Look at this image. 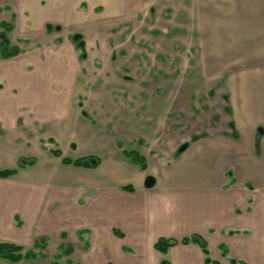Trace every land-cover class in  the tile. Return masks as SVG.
<instances>
[{
	"label": "crops",
	"instance_id": "obj_1",
	"mask_svg": "<svg viewBox=\"0 0 264 264\" xmlns=\"http://www.w3.org/2000/svg\"><path fill=\"white\" fill-rule=\"evenodd\" d=\"M52 1L70 3L73 11L83 9L75 26L97 25L85 10L120 14L144 3ZM16 3L22 15L32 6L27 0ZM116 3L120 9L114 8ZM245 6L242 9L254 10V2ZM2 22L12 26L7 38L17 53L7 59L0 55V170H15L0 178V243L21 246L23 251L33 244L35 250L45 251L48 242L56 240L59 252L60 247L72 249L64 255L74 264L77 255L82 256L80 264H160L162 259L170 264H204L197 244L180 243L197 235L208 253L218 246L222 257L214 260L218 264L230 260L237 264L225 245L232 247L233 255L254 247V264H264V138L256 145V135L263 137L264 127L255 133L248 117L249 126L243 127L242 101L232 103L237 140L229 137V130H218L174 150L169 144L165 149L161 133L159 143H148L144 129L136 127L140 120L132 112H140L136 109L140 104H132L130 97L111 101L109 109L93 108L92 100L72 97L77 62L82 61L72 38H81L80 34L72 31L62 39L58 21H36L31 16L20 19L19 25L16 19ZM245 25L253 28L254 21ZM20 30L35 48H18ZM260 98L254 107L264 126V98ZM243 102L250 108L249 99ZM249 111L245 110L247 116ZM59 143L64 152L57 149ZM180 148L184 149L178 152ZM56 149L64 157L78 152L79 157L99 158L100 164L94 169L64 165L52 155ZM131 150L145 158V170L123 154ZM20 159L33 163L20 168ZM105 167L114 172L106 173ZM148 176L154 179L150 188L144 187ZM160 238L178 243L162 255L154 249Z\"/></svg>",
	"mask_w": 264,
	"mask_h": 264
},
{
	"label": "rangeland",
	"instance_id": "obj_2",
	"mask_svg": "<svg viewBox=\"0 0 264 264\" xmlns=\"http://www.w3.org/2000/svg\"><path fill=\"white\" fill-rule=\"evenodd\" d=\"M27 1L32 6L22 15L16 0H0V22L16 19L19 25L20 19L27 21L31 16L36 21H58L62 39L72 31L80 34L85 51L82 61L77 62L72 97L92 100V107L101 109L112 108L111 101L130 97L132 104H140L136 109L141 111L132 113L140 120L136 127L144 129L148 143H159L161 133L164 148L169 144L174 150L191 138L218 130H229V137L237 140L232 104L237 100L243 104V127L249 126L247 117L254 121L255 133L264 127L263 116L254 107L263 100L260 97L264 98V1L144 0L136 10L120 14L100 8L85 10L91 14V21H97L92 26L73 25L82 20L83 9L73 11L70 3ZM252 2L254 10L242 9ZM114 8L120 9V4ZM252 21L253 28L245 25ZM20 35L15 43L20 50L35 48V42L24 40L26 33L21 31ZM9 38L16 41L13 36ZM245 98L250 108H246ZM246 109H250L248 116ZM263 138L256 135V145L263 144ZM56 147L64 152L62 144ZM65 154L71 159L79 157L78 152ZM103 170L113 171L109 167ZM57 248L56 240L48 242L47 251L27 244L23 252L32 251L37 257L17 264H74ZM224 249L237 264H254V247L247 246L238 255H233L232 247L225 245ZM218 251V246L210 247L209 257L222 258ZM258 251L261 255L262 250ZM81 260L77 255L75 261L80 264ZM0 264L13 263L0 260Z\"/></svg>",
	"mask_w": 264,
	"mask_h": 264
},
{
	"label": "trees",
	"instance_id": "obj_3",
	"mask_svg": "<svg viewBox=\"0 0 264 264\" xmlns=\"http://www.w3.org/2000/svg\"><path fill=\"white\" fill-rule=\"evenodd\" d=\"M0 55L2 58L7 59L11 56H14L17 51L12 48L9 44L7 33L11 31L12 26L8 23L2 22L0 24ZM72 41L74 43V46L78 51H80V58L84 57V44L81 40V38L77 35L73 36ZM52 155L54 157L60 158L61 162L64 165H72L74 167H80V168H86V169H94L100 164V159L92 156H84V157H78L75 159H71L68 157H64L62 153L59 150H52ZM123 154L134 164H137L142 170L146 169V160L145 158L139 154L136 151H123ZM33 163V160H25L20 159L18 163V167L22 168L26 165H31ZM15 173V170H0V178H7L10 177ZM122 189L131 191L132 188L129 186H124ZM178 243V241L172 240V239H164L160 238L157 240V242L154 244V249L160 253L165 254L167 250L173 246H175ZM181 244H189V243H195L197 244L202 253L204 254V264H218L214 260H212L209 257L207 245L205 241L197 236H191L189 238H184L180 241ZM38 245L36 244V248ZM63 254L69 255L72 252V249L70 247H60L59 248ZM222 250V249H221ZM222 254L225 255V250H222ZM37 255L32 252H23V249L21 246L11 244V243H0V259L8 261L9 263H18L22 260H35ZM60 256H55V259L58 260ZM230 264H234L233 260L229 261ZM56 264V263H53ZM160 264H170L169 261L166 259H162L160 261Z\"/></svg>",
	"mask_w": 264,
	"mask_h": 264
},
{
	"label": "water",
	"instance_id": "obj_4",
	"mask_svg": "<svg viewBox=\"0 0 264 264\" xmlns=\"http://www.w3.org/2000/svg\"><path fill=\"white\" fill-rule=\"evenodd\" d=\"M260 133H262V130H259ZM154 185V179L150 176L146 177V179L144 180V187L146 188H150Z\"/></svg>",
	"mask_w": 264,
	"mask_h": 264
}]
</instances>
